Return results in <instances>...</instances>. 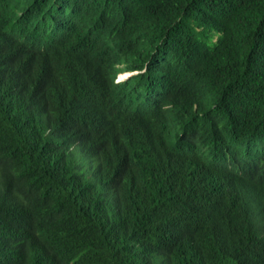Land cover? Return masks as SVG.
<instances>
[{
	"label": "trees",
	"instance_id": "obj_1",
	"mask_svg": "<svg viewBox=\"0 0 264 264\" xmlns=\"http://www.w3.org/2000/svg\"><path fill=\"white\" fill-rule=\"evenodd\" d=\"M0 264H264V0H0Z\"/></svg>",
	"mask_w": 264,
	"mask_h": 264
},
{
	"label": "rangeland",
	"instance_id": "obj_2",
	"mask_svg": "<svg viewBox=\"0 0 264 264\" xmlns=\"http://www.w3.org/2000/svg\"><path fill=\"white\" fill-rule=\"evenodd\" d=\"M133 72H128V71H125V72H121L118 74V77H117V80L121 81V80H124L126 79L129 75H131ZM125 74V75H123Z\"/></svg>",
	"mask_w": 264,
	"mask_h": 264
},
{
	"label": "clouds",
	"instance_id": "obj_3",
	"mask_svg": "<svg viewBox=\"0 0 264 264\" xmlns=\"http://www.w3.org/2000/svg\"><path fill=\"white\" fill-rule=\"evenodd\" d=\"M118 77V76H117ZM117 80V79H116Z\"/></svg>",
	"mask_w": 264,
	"mask_h": 264
}]
</instances>
